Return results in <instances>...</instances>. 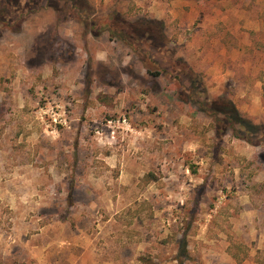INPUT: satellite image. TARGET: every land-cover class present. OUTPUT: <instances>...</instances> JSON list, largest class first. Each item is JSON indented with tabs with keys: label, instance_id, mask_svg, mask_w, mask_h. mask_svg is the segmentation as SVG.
Listing matches in <instances>:
<instances>
[{
	"label": "rangeland",
	"instance_id": "1",
	"mask_svg": "<svg viewBox=\"0 0 264 264\" xmlns=\"http://www.w3.org/2000/svg\"><path fill=\"white\" fill-rule=\"evenodd\" d=\"M257 258L264 0H0V264Z\"/></svg>",
	"mask_w": 264,
	"mask_h": 264
},
{
	"label": "trees",
	"instance_id": "2",
	"mask_svg": "<svg viewBox=\"0 0 264 264\" xmlns=\"http://www.w3.org/2000/svg\"><path fill=\"white\" fill-rule=\"evenodd\" d=\"M155 23V21H150L149 22V26H147V30H142L143 32H142V34H141V36H143L146 32H148V34L149 35H151V36H154V32H152V31H150V29H154V24ZM124 29H126L127 31H126V35H132V33H134V31L136 32V30L137 29H134L133 28V30L132 31H129L128 30V27L127 26H123V28H122V30H124ZM143 29V28H142ZM128 36V37H129ZM102 99V98H101ZM105 99H106V96H104L103 97V99H102V101H105ZM230 106V105H229ZM229 111H230V113H231V116H229L230 118H231V123H230V125H232V127H233V129H235V127L233 126V123H240V121L238 120V119H236L235 117L237 116V112L235 111V109L233 108V107H231L230 106V108H227ZM223 119H225V120H227L228 121V118H217L216 120H223ZM149 175V174H148ZM240 244H237L236 245V247H238ZM241 247H242V244H241V246H240V250H236L235 249V252H231V253H233L232 255H233V257L237 260V261H240V260H242L243 258L242 257H239V255L237 254L238 253V251H241ZM257 261H258V263L259 264H264V258H257Z\"/></svg>",
	"mask_w": 264,
	"mask_h": 264
}]
</instances>
